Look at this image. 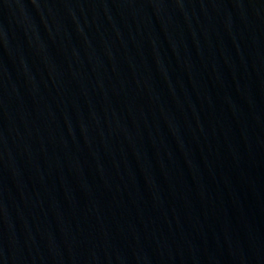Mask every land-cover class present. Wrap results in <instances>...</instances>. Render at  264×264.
<instances>
[{"label": "water", "instance_id": "water-1", "mask_svg": "<svg viewBox=\"0 0 264 264\" xmlns=\"http://www.w3.org/2000/svg\"><path fill=\"white\" fill-rule=\"evenodd\" d=\"M0 264H264V0H0Z\"/></svg>", "mask_w": 264, "mask_h": 264}]
</instances>
